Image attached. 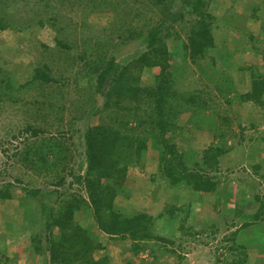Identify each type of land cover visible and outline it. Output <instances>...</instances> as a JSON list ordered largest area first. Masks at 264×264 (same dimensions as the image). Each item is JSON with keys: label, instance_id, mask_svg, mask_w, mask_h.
I'll use <instances>...</instances> for the list:
<instances>
[{"label": "rangeland", "instance_id": "obj_1", "mask_svg": "<svg viewBox=\"0 0 264 264\" xmlns=\"http://www.w3.org/2000/svg\"><path fill=\"white\" fill-rule=\"evenodd\" d=\"M47 1L5 0L4 10L0 9L2 12L0 14L5 15L9 24L5 30H0L1 75L9 74L14 86L24 81L23 72L31 63L49 58H54L56 61L58 49L54 42L56 29L68 23L76 24V34L71 36H78V39L86 38V35L92 36L88 43V51L94 54L96 60L99 54H106L109 57L114 56L117 62L126 63L131 54L141 46L139 36L132 37L134 34L131 36L130 32L151 28L165 20L164 25H170L169 33L164 40L167 50L170 51L167 72L175 78L180 91L188 87L189 83L202 88L207 81L217 79L219 71L229 74L231 81L238 87V92L244 93L251 88V69L258 68L259 72H264V60L260 56L255 57L251 49L252 42L246 41L244 50L236 44L238 43L236 39L245 34H252L263 39L261 41L255 38L253 43L256 45L264 44V37L262 38L260 34V29L264 26V0H203L204 3H200L201 6L198 9L211 22L215 48L211 50L208 57L198 61L197 66L191 62L189 55L185 56L178 49L182 41H186L189 27L197 18L198 12L192 9L196 0H99L96 2L49 0V5L46 7ZM180 12L184 13L183 17H180ZM54 14L59 16L55 20L56 26H51L48 19ZM172 18L177 19L172 21ZM61 19L63 22H60ZM39 20L44 21L42 26L38 23ZM234 38L235 40L231 41ZM81 41L86 42V40ZM223 52L228 54L227 61L226 59L223 61L224 65L219 56ZM48 54L52 56L45 57ZM211 58L216 60L219 68L211 64ZM58 63L62 62L58 61ZM239 66H251V69L246 70L247 73H241ZM68 67L70 68L69 65ZM81 67L82 65L71 66V77L67 82L70 84L68 89L65 88L68 85L61 86L60 83L56 85L58 92L65 89L69 93L63 111L59 109V103L52 108L40 107L39 117L34 119L32 114L36 105L33 104L34 94L30 93L23 94L22 99L16 103L0 101V186L10 182L13 184L14 193L18 195L17 199L0 200V264H42L43 262L40 253L32 248L28 236L30 233L38 232L45 237L46 232L41 225L42 221L39 220V222L36 218H32V223L38 222L39 226L27 228L30 224L26 223L31 217L28 214L22 216V213L27 208L32 211L29 214L33 215L35 206L21 192V186L40 187L43 190L55 188L54 183L57 177L69 174V160V166L77 168L79 161L84 158L83 130L87 125L99 122L102 101L100 94L96 95V100L93 99V89H90L86 83V78L83 79ZM159 71L158 66L144 68L141 71L140 81L144 84H153L154 77ZM240 74L244 76L239 80ZM215 91L210 92L221 110L227 109L232 118L234 133H240V122L238 123L236 116L241 112L247 115L241 119V128L246 131L242 133L243 140L239 139V136L226 134L223 137L224 147L228 148L229 152L222 156L219 171L208 169L207 173L215 176L218 182L219 198L211 193L197 195L191 194L186 188L169 186L167 181L159 177L160 150L152 147V140H149L148 147L141 154L138 162L130 165L126 171L123 181L124 192L116 193L114 199V204L121 211L132 213L141 210L154 216L162 212L166 206L170 207L172 203H175L178 218H183L186 215L185 210H189L188 221L185 225L181 222L183 227L192 225L198 233L193 236L185 230L186 234H183L178 222L170 225L173 235H170L171 231H169L165 236L179 246H173L167 242L165 246L180 253L182 258L178 259L175 257L177 255L172 256L166 252L160 254V247L156 249L158 258H154L150 251L154 241H149V246L138 255H132L129 251V240H111L95 229L94 238L99 235L101 241L106 242V252L111 257V264H125L128 260L132 264H230L231 260L240 257V247L230 248L234 244L244 246L247 256L245 264H264V222L260 220L247 227L239 228L242 221L241 214H252L258 210L261 203L264 204V160H262L264 106L251 102L239 105L235 100L228 106ZM37 98L41 99L40 96ZM94 103L96 107H93ZM191 114L192 110L185 106L180 112L178 124L186 123ZM30 122H34L38 128L45 130L41 133V137L55 136L60 139V142L67 146V154L71 158L57 162L55 166L45 168L46 170L38 171L26 168L20 161H16L11 154L13 155L16 150L19 153L29 143H26V146L20 143L22 140L20 130ZM135 123L130 122L133 126ZM214 123L217 126L215 130L212 127L209 129L200 127L192 129L186 138H175L179 149L184 153L186 162L201 160L202 150L211 143L217 142L216 135L224 129V124L221 119L215 120ZM236 123L238 127L235 126ZM251 123L255 128L250 127ZM13 135H18V139H14ZM249 136L252 137L251 143ZM244 156L256 168L257 163L260 162L262 167L260 174L263 176L254 173ZM60 164L67 165L65 171L60 169ZM246 165L247 170L246 168L243 170ZM66 178L67 182L72 180L70 176ZM236 178L244 179L243 186ZM241 186L244 189L240 191ZM60 191H64L61 193L62 197L76 194L83 199L88 198L83 185L74 183L72 187L65 186ZM188 200L190 205L187 208ZM237 201H241L238 208H236ZM217 203L219 205H216ZM235 209L238 210V217L234 214ZM84 211L82 209L75 216L77 219H85L89 224L92 221ZM226 212L230 213L226 214ZM233 232L236 233L235 241L229 240ZM57 233L58 229L53 230L54 235ZM160 244L157 242V245ZM44 247L45 245L41 248ZM95 254L99 257V254L103 252L97 250Z\"/></svg>", "mask_w": 264, "mask_h": 264}, {"label": "trees", "instance_id": "obj_2", "mask_svg": "<svg viewBox=\"0 0 264 264\" xmlns=\"http://www.w3.org/2000/svg\"><path fill=\"white\" fill-rule=\"evenodd\" d=\"M96 1L99 0L91 2ZM200 3H204V1L196 0L193 3V11L198 12L197 18L189 27L186 41H182L178 46L179 51L187 57L189 55L191 62L196 66L198 61L208 57L211 50L215 48L211 22L198 9L201 6ZM0 5V9L3 11L6 6L5 0H0ZM48 5L49 0L45 3L46 7ZM179 15L183 17L184 13L180 12ZM58 16L54 14L48 19L51 26H56L55 20ZM176 19L172 18V21ZM60 22L63 20L61 19ZM38 23L42 26L44 21L39 20ZM164 24L165 20L151 28L130 32L131 36L134 34L132 37L139 36L141 46L131 54L126 63L117 62L114 56L109 57L106 54H99L96 60L94 54H90L88 51V43L92 36L86 35V38L78 39V36L74 35V38L71 35L76 34V24L68 23L56 29L54 36V42L58 48L56 61L54 58H49L31 63L23 72L24 81L17 86L12 84L9 74L2 76V69H0V101L16 103L22 99L23 94H34L33 104L36 105L32 114L34 119L39 117L40 107L52 108L59 103V109L64 110L69 93L65 89L58 92L56 85L58 83L61 86L68 85L65 87L68 89L70 84L67 82L70 81L71 66L80 67L82 65L80 69L83 79L86 78V83L90 89H93L94 100H96L97 94L101 95L102 108L99 109L101 118L98 123L89 124L83 130L84 158L79 161L78 167L69 166V160V174L58 176L54 183L55 188L43 190L40 187L21 186V192L35 206L33 218L42 221L41 225L46 232L45 237L38 232L30 233L28 236L34 251L40 253L42 264H111V257L106 252V242L101 241L99 235L94 238L95 229L111 240H129V251L132 255H138L140 251L149 246V241H154L150 250L154 258H158L156 249L159 247L160 254L166 252L172 256L177 255L175 257L178 259L182 258L180 253L175 252L173 248L165 246L166 242L173 246H179L165 235L172 230L170 225L176 222L180 225L183 234H186L185 230L193 236L198 233L194 226L188 225L184 228L181 223L183 222L185 225L188 221L189 210H185L186 215L183 218H178L175 203H172L170 207L166 206L162 212L155 216L141 210L126 213L114 204L116 193L124 192L123 181L127 169L130 165L138 162L141 154L147 149L149 140H152V147L160 150L158 173L159 177L167 181L169 186L186 188L191 194L211 193L219 198L218 182L215 176H211L207 172L208 169L219 171L222 163L221 156L229 152V149L224 147L223 137L227 133L237 136L233 133L232 118H230L227 109L221 110L210 91L216 90V94L228 106L232 105L233 100L238 104L248 101L264 106V72L251 69V88L244 93L238 92V87L231 81L229 74L219 71L217 79L207 81L202 88H197V85L189 83L188 87L180 91L175 78L167 72L170 51L167 50L164 40L169 33L170 25ZM8 25L5 15L0 14V30H5ZM260 30L263 38L264 26ZM248 38L247 41L252 42L254 49L260 50L264 60V44L257 46L253 43L255 38L257 40L259 38L252 34H248ZM80 40H86L87 43L80 42ZM219 56L222 64L225 59L227 61L228 54L225 52ZM57 60L62 63L59 64ZM210 62L217 65L213 58L210 59ZM62 66H66V68H62ZM156 66L160 67V71L154 77L153 84H144L143 81H140L141 71L144 68ZM37 96H40L41 99L39 100ZM185 106L192 110V114L186 123L181 125L178 124V119ZM93 107H96V103L93 104ZM103 114L106 115L102 116ZM217 119H221L224 124V129L218 132L219 143H211L207 148H204L201 160L186 162L184 153L179 149L175 138H186L192 129L200 127L208 129L212 127L215 130L217 126L214 122ZM132 121L136 122L135 126L130 124ZM239 124L241 128L242 125ZM250 127L255 128L253 123L250 124ZM44 132L45 130L38 128L34 122L28 123L20 130V136H22L20 143H24L25 146L26 143H29L22 151L17 153L16 150L11 156L16 161H20L22 166L29 167L33 171L50 168L57 162L60 163L71 158L67 154V146L60 142V139L55 136L41 137V133ZM18 137V135H13L14 139H18ZM257 164V168L252 163L249 164V167L257 175L263 176L260 174L262 170L260 162ZM60 166L62 171L67 168L65 164H60ZM245 168L247 170V166L243 170ZM67 176H70L72 180L67 182ZM74 183L83 185L88 198L83 199L76 194L62 197L61 193L64 191L60 190L65 186L70 188ZM238 183L243 186L245 181L240 178ZM239 184L238 186H240ZM242 186L239 188L240 191L244 189ZM17 198L18 195L13 191V184L6 182L0 186V200ZM225 199L227 200V196ZM240 203L241 201H237L236 208ZM186 205L188 208L190 200ZM82 209L87 212L86 214L92 221L89 224L85 219H77L75 216ZM26 212H28L27 215L32 211L26 210ZM229 213L226 212V214ZM234 214L238 217L237 209ZM240 218L242 221L239 228L247 227L260 220L264 222V204L261 203L258 210L252 214H241ZM38 226V222H36L28 225L27 228L32 229ZM55 229H58V233L54 235L53 230ZM235 232L231 234L229 240L235 241ZM170 235H173V231ZM157 242L163 246L157 245ZM43 245L45 247L42 249ZM236 247H240V257L231 260L230 264H245L247 256L244 246L235 244L230 246L231 249ZM97 250L103 252V254H99V257L95 254ZM217 261H219L218 258ZM125 264H132V262L128 260Z\"/></svg>", "mask_w": 264, "mask_h": 264}, {"label": "crops", "instance_id": "obj_3", "mask_svg": "<svg viewBox=\"0 0 264 264\" xmlns=\"http://www.w3.org/2000/svg\"><path fill=\"white\" fill-rule=\"evenodd\" d=\"M247 38H248V35H244L243 37H238L237 39H236V41H238V43H236L237 45H239L240 47H241V49L242 50H244L245 48V46H244V44H245V42L247 41ZM249 39V38H248ZM235 40V38L234 39H232L231 41H234ZM241 44V45H240ZM257 46H259V45H257ZM251 49H252V51L254 52V55H255V57H258V56H260L261 58H262V55H261V52H260V50H255L254 49V47L253 46H251ZM240 67V70H241V73H247V71L246 70H248V69H251V66L250 67H246V66H239ZM257 70L258 71H260L258 68H257ZM241 76L239 77V80H240V78L242 77V76H244V74H240ZM240 82V81H239ZM248 102V101H247ZM247 102H243V103H247ZM242 103V104H243ZM240 105V104H239ZM239 114V113H238ZM244 115L245 116H247L245 113H243V112H241L239 115H237L236 116V118L238 119V123L240 122L241 123V119L244 117ZM238 123H236L235 124V126H237L238 127ZM240 125V124H239ZM232 127H233V125H232ZM239 128H240V126H239ZM245 129L244 128H240V133L238 134L237 132V134H236V136H239L238 138H240V139H242L243 140V137H244V135L242 134L243 133V131H244ZM244 132H246V131H244ZM233 133H234V131H233ZM213 134H216V133H213ZM228 134V133H227ZM217 137H218V134L216 135ZM249 138H250V143L252 142L251 141V136H249ZM216 143H219V139L217 140V142ZM214 144V143H213ZM264 153V152H263ZM222 157V156H221ZM244 158H245V160H247V162L250 164L251 162H250V160L246 157V156H244ZM221 159V158H220ZM262 160H264V156H262ZM249 164H248V166H249ZM247 166V165H246ZM264 169V168H263ZM26 210H27V208H26ZM26 210H24V212L22 213V216H26V213H28V212H26ZM34 215V214H33ZM33 215H30V214H28V216L29 217H31L30 218V220L26 223V224H32V218H33Z\"/></svg>", "mask_w": 264, "mask_h": 264}]
</instances>
